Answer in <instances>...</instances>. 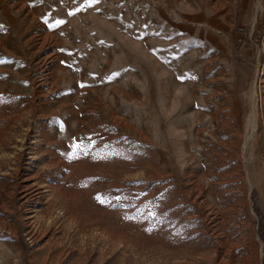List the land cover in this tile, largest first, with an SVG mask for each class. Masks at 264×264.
Here are the masks:
<instances>
[{"label": "rangeland", "instance_id": "374dc122", "mask_svg": "<svg viewBox=\"0 0 264 264\" xmlns=\"http://www.w3.org/2000/svg\"><path fill=\"white\" fill-rule=\"evenodd\" d=\"M0 264H264V0H0Z\"/></svg>", "mask_w": 264, "mask_h": 264}]
</instances>
